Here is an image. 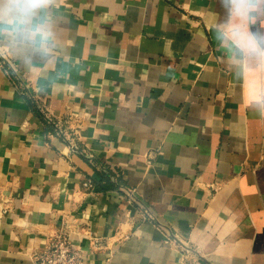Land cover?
Returning a JSON list of instances; mask_svg holds the SVG:
<instances>
[{"label": "crops", "instance_id": "0c3cea01", "mask_svg": "<svg viewBox=\"0 0 264 264\" xmlns=\"http://www.w3.org/2000/svg\"><path fill=\"white\" fill-rule=\"evenodd\" d=\"M249 3L50 0L48 51L0 34V264L61 229L85 264H264V58L246 41L264 49V3Z\"/></svg>", "mask_w": 264, "mask_h": 264}, {"label": "clouds", "instance_id": "9594fccd", "mask_svg": "<svg viewBox=\"0 0 264 264\" xmlns=\"http://www.w3.org/2000/svg\"><path fill=\"white\" fill-rule=\"evenodd\" d=\"M233 5L237 14L247 15L256 7L249 3V0H226ZM50 0H0V34H10L18 41L34 43L39 39L40 49L48 51L51 45V33L46 30L43 24L37 23L38 10L45 7ZM264 3V0H260ZM237 36L238 34L233 33ZM246 41L249 44V51L259 52L264 58V49L260 48L258 42L252 36H247Z\"/></svg>", "mask_w": 264, "mask_h": 264}, {"label": "built area", "instance_id": "2783aa9c", "mask_svg": "<svg viewBox=\"0 0 264 264\" xmlns=\"http://www.w3.org/2000/svg\"><path fill=\"white\" fill-rule=\"evenodd\" d=\"M85 189H92L93 184L87 180L83 183ZM130 197V195H128ZM89 249L99 248V238L86 231ZM171 245L176 246L173 240L168 239ZM86 251L71 241L67 230L61 229L54 234L47 244L37 250L30 257V264H85Z\"/></svg>", "mask_w": 264, "mask_h": 264}]
</instances>
